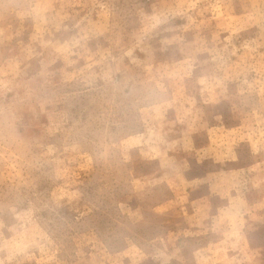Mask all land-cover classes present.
<instances>
[{"label":"rangeland","instance_id":"obj_1","mask_svg":"<svg viewBox=\"0 0 264 264\" xmlns=\"http://www.w3.org/2000/svg\"><path fill=\"white\" fill-rule=\"evenodd\" d=\"M0 264H264V0H0Z\"/></svg>","mask_w":264,"mask_h":264}]
</instances>
